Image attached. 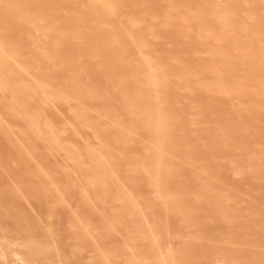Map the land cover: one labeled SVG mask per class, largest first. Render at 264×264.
<instances>
[{"label":"bare ground","instance_id":"obj_1","mask_svg":"<svg viewBox=\"0 0 264 264\" xmlns=\"http://www.w3.org/2000/svg\"><path fill=\"white\" fill-rule=\"evenodd\" d=\"M0 264H264V0H0Z\"/></svg>","mask_w":264,"mask_h":264}]
</instances>
